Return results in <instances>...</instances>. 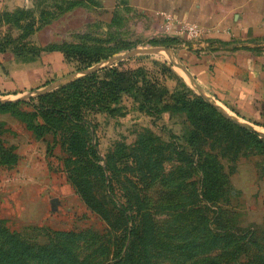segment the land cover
I'll list each match as a JSON object with an SVG mask.
<instances>
[{
    "label": "rangeland",
    "instance_id": "obj_1",
    "mask_svg": "<svg viewBox=\"0 0 264 264\" xmlns=\"http://www.w3.org/2000/svg\"><path fill=\"white\" fill-rule=\"evenodd\" d=\"M4 17L0 49L4 42L12 48L22 36L17 27L6 31ZM113 21L111 26L118 25ZM101 35H80L68 43L84 47L77 58L67 59L65 75L14 89L1 85L0 98L21 97L133 48H166L169 57L164 52L138 54L95 70L90 97L60 89L68 82L0 109V226L36 250H56L53 260L44 256L29 264H107L125 227L86 158L66 150L78 142L76 132L65 141L73 127L36 111L34 104L43 102L80 111L90 120L116 198L127 203L128 193L137 197L139 219L150 231L147 251L129 254L121 264H264V138L254 132L262 140L258 143L216 133L190 145L192 126L183 114L162 111L158 99L165 88L191 98L199 95L177 66L182 64L175 51L178 40L156 35L140 40L116 30ZM108 68L126 74L129 80L122 86L129 88L104 104L96 88L109 80ZM143 76L158 86L156 97L134 90ZM248 122L264 132L263 123ZM205 160L216 168L209 189L202 180ZM81 190L106 213L92 210Z\"/></svg>",
    "mask_w": 264,
    "mask_h": 264
},
{
    "label": "crops",
    "instance_id": "obj_2",
    "mask_svg": "<svg viewBox=\"0 0 264 264\" xmlns=\"http://www.w3.org/2000/svg\"><path fill=\"white\" fill-rule=\"evenodd\" d=\"M17 9L30 11L27 39L39 52L31 60L0 52L2 87L65 75L69 64L58 47L80 35L153 37L160 13L168 12L209 29L200 39L175 37L176 54L196 83L246 121L264 123V0H0V14ZM42 9L52 15L46 21H39ZM113 18L118 25L111 26Z\"/></svg>",
    "mask_w": 264,
    "mask_h": 264
},
{
    "label": "trees",
    "instance_id": "obj_3",
    "mask_svg": "<svg viewBox=\"0 0 264 264\" xmlns=\"http://www.w3.org/2000/svg\"><path fill=\"white\" fill-rule=\"evenodd\" d=\"M41 5L44 6L45 4ZM17 11L21 12L16 13ZM17 11L3 12L0 14V16H5V19L1 20V25L5 26L7 32H12L15 27H17L21 29L22 33V36L17 39L15 42L16 44L12 46V48H8L11 44H6L4 42L1 45L0 52H5L8 49L15 55L24 56L26 59L31 60L34 59L39 52L37 47L30 45L29 42L26 41L28 36L31 34L30 32L32 30L33 19L30 11L24 9ZM51 16V13L43 10L41 12V17H39V21H46ZM21 18H27L24 24H21ZM55 47L57 48V45L49 46L47 49L51 50L55 49ZM79 47L83 49L84 46L65 43L60 45L58 48L65 56V59H69L71 57H78V51H81L79 50ZM105 71H108L110 76L109 80H102L99 88H96V93H98V96L101 99L100 102H104V104L108 101L109 97L117 100L118 93L128 90L129 88L122 86L123 83L129 80V77L126 74L119 73L114 68H108ZM95 75L96 74L91 73L82 76L62 86L60 89L72 90L77 96L86 94V97H90L93 95V92L89 89L91 87H96L94 82ZM138 83L140 84V82L134 83L136 85L134 90H137L142 96L147 94L150 97H156L158 94V86L147 82V80L144 79V76L141 80V86H137L139 85ZM176 91L177 89L171 91L168 88H165L164 92L160 94L158 99L163 103L161 108L162 111H170L169 113L177 114L181 113L185 116L186 121L192 126L193 130L191 132L192 139L189 141L190 145L194 143L195 139H200L201 136L208 137L216 133L226 134L225 137L235 139L248 137L253 142L261 143L262 140L256 133L235 124L220 114L219 111L202 96L196 95L191 98L185 93L179 94ZM42 98L43 97L41 96V99ZM17 103L20 102L0 103V109H6L17 105ZM34 108L36 111L47 117L56 116L61 120L68 122L73 127L71 135L66 138L65 141H68V139L76 132L75 135L78 142L76 146L73 145L72 142L67 144L66 150L74 156L80 155L86 158L91 169L101 180L102 184H104L106 199L108 200L109 205L116 212V214L124 220L125 227L120 234L118 246H116L113 256L107 264H121L126 261L125 259L129 256V254H136L139 251L142 253L146 252V244L150 231L147 228V224L139 219V216L140 218L142 217V210L136 202L137 197L132 193H128L127 203L120 202L116 198L113 181L107 174V166L103 164V157L99 152L96 134L90 120H88L80 111L68 109L63 105H48L40 102L38 104H34ZM262 108L264 109V105ZM202 167L204 172L202 177L204 187L206 189L214 187V176L216 175L215 166L208 160H205L204 163H202ZM79 187H81L80 184ZM80 194L92 210L102 214L104 212L106 213L104 209L99 208L94 204L96 200L89 198L85 191L81 190ZM39 251H42L43 256L38 255ZM54 251L56 250H36L32 245L18 239L5 227L0 226V264H29L30 261L38 263L43 260L42 257L44 256H48L47 258L49 260H53L51 257L54 256ZM141 264H144V261Z\"/></svg>",
    "mask_w": 264,
    "mask_h": 264
},
{
    "label": "water",
    "instance_id": "obj_4",
    "mask_svg": "<svg viewBox=\"0 0 264 264\" xmlns=\"http://www.w3.org/2000/svg\"><path fill=\"white\" fill-rule=\"evenodd\" d=\"M154 52H164L169 57V53H168L166 48H161V47L133 48V49H131V50L125 52V53L117 54L115 56L107 58L102 63L96 64V65L92 66L91 68L83 71L82 73H80L78 75L67 76L66 78L57 80V81H55L53 83H49V84H47V85H45L43 87L37 88L35 90H32V91L22 95L21 97H17V98H14V99L0 98V103L17 102V101L25 100V99L30 98L33 94H39V93H44V92L50 91V90L55 89V88H57V87H59L61 85H64V84H66L68 82H71V81H73V80H75L77 78H80L82 76L88 75V74L94 72L95 70L105 66V65H111V64L115 63L116 61L124 60V59L130 58V57H132L134 55L149 54V53H154ZM170 60H171V62L173 64H175V62L172 59H170ZM177 66L179 68H181V70L183 71L184 77L186 78V80L191 85H193L196 88V90L198 91V94L200 96H202L212 106H214L219 112H221L226 117L235 120L240 125H242L244 128H247L250 131L256 132L260 137L264 138V132L257 131L254 127H252L249 124L248 121H246L245 119L241 118L236 113H233V112L225 110L224 107H222L219 104H217L216 100L213 97H211L208 94H206L204 92V90L196 83V81L194 80L193 76L189 73V71L187 70V68L183 64L180 63V64H177Z\"/></svg>",
    "mask_w": 264,
    "mask_h": 264
},
{
    "label": "built area",
    "instance_id": "obj_5",
    "mask_svg": "<svg viewBox=\"0 0 264 264\" xmlns=\"http://www.w3.org/2000/svg\"><path fill=\"white\" fill-rule=\"evenodd\" d=\"M161 20L156 29V36L185 37L188 39H200L209 32L208 28L198 24L181 20L171 13L161 12Z\"/></svg>",
    "mask_w": 264,
    "mask_h": 264
}]
</instances>
